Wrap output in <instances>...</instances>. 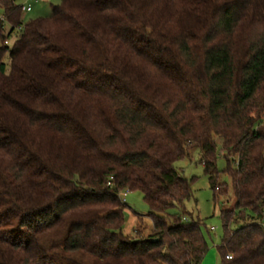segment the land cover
<instances>
[{"label": "trees", "instance_id": "1", "mask_svg": "<svg viewBox=\"0 0 264 264\" xmlns=\"http://www.w3.org/2000/svg\"><path fill=\"white\" fill-rule=\"evenodd\" d=\"M18 2L0 0V264H200L191 149L234 201L219 264H264V0H63L10 50ZM125 191L150 229L123 234Z\"/></svg>", "mask_w": 264, "mask_h": 264}, {"label": "rangeland", "instance_id": "2", "mask_svg": "<svg viewBox=\"0 0 264 264\" xmlns=\"http://www.w3.org/2000/svg\"><path fill=\"white\" fill-rule=\"evenodd\" d=\"M63 0H19V5L22 7H30V12L23 15L20 28H16L8 38L7 47L11 50L16 40L17 35L23 30L25 24L34 19L49 18L54 6L60 5ZM2 11L0 10V21ZM3 34H7L10 30L8 22L3 23ZM6 68L9 66L8 53L4 59ZM219 142V141H218ZM217 168L223 171L226 168L224 155L218 152ZM177 172L183 178L192 181V198L185 203V209L193 219L202 221V232L208 244V251L200 264H219V255L217 247L222 236V225L219 217V212L222 208L231 209L234 206V201L222 205V201L215 204L213 202V194L209 188L207 176L204 175L203 166L199 161V153L197 149L189 150L188 156L175 164ZM219 182L229 184V179L223 173L219 175ZM124 225L122 232L125 235H133V231L137 225V216L142 215L145 225L148 229L151 228V219L147 216L149 208L144 202L142 195L139 192L127 193L125 199ZM177 213V209H172L168 212L170 215Z\"/></svg>", "mask_w": 264, "mask_h": 264}, {"label": "built area", "instance_id": "3", "mask_svg": "<svg viewBox=\"0 0 264 264\" xmlns=\"http://www.w3.org/2000/svg\"><path fill=\"white\" fill-rule=\"evenodd\" d=\"M21 10L23 11V12H30V7H21ZM127 191H125V192H122V193H120V196H119V198H120V200L123 202V203H125V199H126V196H127ZM231 257L230 256H227V259H230Z\"/></svg>", "mask_w": 264, "mask_h": 264}]
</instances>
